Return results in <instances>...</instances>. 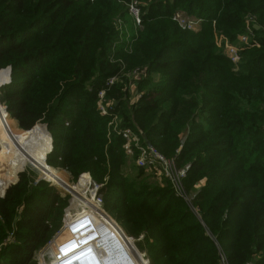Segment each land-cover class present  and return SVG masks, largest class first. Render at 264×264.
Wrapping results in <instances>:
<instances>
[{"label":"trees","instance_id":"obj_1","mask_svg":"<svg viewBox=\"0 0 264 264\" xmlns=\"http://www.w3.org/2000/svg\"><path fill=\"white\" fill-rule=\"evenodd\" d=\"M119 1L0 0V159L9 166V180L0 173V264H38L63 227L69 196L54 186L73 197L78 188L55 169L83 175L76 186L101 185L104 213L142 238L150 264H220L218 247L229 264H264V0H143L141 27L115 47L123 9L129 18ZM179 12L203 19L201 30L179 29ZM248 17L259 47L243 51L234 72L213 24L237 45ZM136 69L130 104L128 81L107 83ZM103 91L121 127L168 159L187 132L176 160L191 166L192 205L134 166L113 117L97 109ZM8 116L24 131L10 140ZM18 155L43 170L37 186L22 175L9 187L27 166Z\"/></svg>","mask_w":264,"mask_h":264},{"label":"built area","instance_id":"obj_2","mask_svg":"<svg viewBox=\"0 0 264 264\" xmlns=\"http://www.w3.org/2000/svg\"><path fill=\"white\" fill-rule=\"evenodd\" d=\"M95 0H90V2H94ZM125 7L127 13L130 17H132L134 24L137 28L141 27L143 21V0H125ZM173 22L181 29L182 31L188 32H197L199 28L202 26L204 20L200 18H193L188 16L179 15V13L174 14L172 18ZM255 21L252 17H248L245 20V34L240 36L238 39V44L234 45L230 43L227 37L222 34H219L214 27V43L218 50H220L232 63L233 71L237 72L240 69V65L242 63V52L248 48L259 47L257 41L254 39V28ZM116 78L110 79L107 83L108 86H113L116 83ZM106 92H100L98 94V102L97 109L102 117H113L114 105L106 104ZM116 116L113 117L110 126H114V133L124 140L123 150L125 154L132 158L137 156V165L141 168H160L162 175L171 183L173 190L177 197L182 198L184 201L189 202L186 198V194L184 190V180L186 177V172L191 167L188 165L185 170L179 171L176 167V158L168 159L163 156L157 149L152 146L148 147L145 144H142L138 136L135 132L130 128L118 129V125L116 124ZM9 123L7 127H9ZM179 152V150H178ZM61 178V182H65L64 178L59 175ZM66 183V182H65ZM67 184V183H66ZM54 186V185H52ZM59 186V185H57ZM9 189V188H8ZM7 189V190H8ZM6 190V191H7ZM3 197V195H2ZM83 206L86 207L82 211L83 214L79 213L65 220L63 227L67 230V238L62 240L55 246L54 249V262L53 264H75V259H81L83 262L87 264H92L88 259H92L97 264H110L111 255H109L108 250H106L107 256L102 255V250L99 249L98 241H94L91 239L98 238L97 231L94 225V217L96 213L88 208L85 203ZM94 216H92V214ZM109 219V218H108ZM110 220V219H109ZM114 225L117 226V230L119 232H123L122 229L118 226L117 223L110 220ZM87 237L93 242L92 245H89L87 241ZM112 238L113 235L111 234ZM107 238L106 241H112L111 238ZM125 240L127 238L124 235ZM81 247L84 249L83 258L72 257L62 259V256L66 253L67 250L72 247ZM220 264H229L226 255L222 252V250L218 247ZM87 252H89V258L87 259ZM91 254V255H90ZM137 259V258H136ZM145 259V256H144ZM146 264H150L149 259H145ZM132 264V263H131Z\"/></svg>","mask_w":264,"mask_h":264},{"label":"rangeland","instance_id":"obj_3","mask_svg":"<svg viewBox=\"0 0 264 264\" xmlns=\"http://www.w3.org/2000/svg\"><path fill=\"white\" fill-rule=\"evenodd\" d=\"M119 2L122 3L125 6V3H124L125 0H121ZM123 12H124V15H122V17H121L122 20H119L117 22V36H118L117 39H118V41H116L115 47L121 46L124 43L126 44L127 43V39L129 37H131L135 33V31H137V27L135 26L132 17H130L129 14H128V16H129V18H130V20L132 22V23H130L129 18L125 15V10L124 9H123ZM179 15L186 16L185 14H182L180 12H179ZM172 18H173V16H172ZM172 18H171V20H172ZM172 22H173V20H172ZM130 24H132L131 27H130ZM201 28H202V26L199 28V30H201ZM124 72L125 71H123L122 76L120 75L119 77H116V79H115L116 83L115 84H117V83L121 84L122 83V82H120L121 79L123 81H128V82H124L122 84L127 83L128 86H130V88H129V90H130L129 91V97H130L129 103L131 104V103H134L135 101H137V99L139 97L137 95V93H136V86H135V82H137L138 79H139L138 78V72H137V69L133 70L131 72H125V73ZM9 77H11V74L9 75ZM106 101H109V100H106ZM106 104H111V103L106 102ZM0 108L6 111V109L4 107H2L1 105H0ZM0 118H1V116H0ZM0 121H5V119H2V120L0 119ZM8 122H9L10 126L9 127L6 126L7 128H6L5 132H6V135H7L9 140H10V137L12 136V133H13L12 131L13 130L16 131V132L24 133V131L17 129L15 121L12 120L9 116H8ZM116 124L118 125V129H124V128L121 127V124L123 125V123L118 117L116 118ZM110 129H111V132H113L114 131V126L110 127ZM3 135H4V133H3ZM184 136L182 138L181 147L185 144V139L187 137V132L184 134ZM138 138L140 139L142 144H145L147 142V141H145V143H144L139 136H138ZM1 139H2V137H1ZM24 143H27V142L25 141ZM181 147H180V149H178L179 152H178V150L176 151V157L180 153ZM18 156H21V157L25 158L27 166L24 168V170L20 171L17 174V176H16L17 177V181L14 182V183H11L9 185V187L14 185L15 183H18V182L22 181L23 180V179H21L22 175H24L25 179H27V180H30V181H31V179L34 180L35 181L34 182L35 183L34 186H37L39 180L45 178V176L42 173L43 170L39 169V164H38V169L35 166H33V165H30V164L28 165L27 158L24 155H18ZM176 157H174V158H176ZM16 159H18V158H16ZM134 163H135V165H134L135 167L141 168L140 166L137 165V157H136V159H134ZM46 164H47V162H46ZM1 165H2V170H1L0 173H1L2 179L9 180V178L7 176V173H8V170H9L8 169L9 166L7 165V162L6 163L2 162L1 159H0V166ZM187 166H188V164L185 165V166H182V168L178 167L177 161H176V167H177V169L179 171L185 170V168ZM47 167H50V166L47 164ZM50 168H52V167H50ZM142 169H143L144 173H146V175H148L150 177V181L157 185V189L166 190V189L170 188V189H172V191H174L171 183L162 175L160 168L156 167V168H152V169H150V168H147V169L142 168ZM55 171H57L58 174L61 175L65 179L64 181L70 187H76V188L81 187L80 184L77 185L78 187L76 186V184H77L78 180L83 175L80 176L77 181H74L71 178V176L69 174H67L65 171H63V170L60 171V170H56V169H55ZM88 176L90 177V175H88ZM46 182H48V181H46ZM48 183H50V182H48ZM50 184L52 185V183H50ZM86 184H87L86 186H88L89 190L91 191V192L88 191V193H93V197H92V204L93 205H92V208H93V211L96 213V215H95V219H96L95 229L97 231L98 236L101 239L100 242H99V248L102 249L105 253H106V250H108V252H114L115 251L116 254H117V258H116L115 262L113 263L110 260V264H131V263L132 264H146V260L145 259H148V258L145 256V254H143L142 252L139 251L140 250V245H141V242H142V238L134 239V238L128 237L124 232H122V234L125 235L127 240H125L124 236H119L117 234V232H116V229L112 226V224L106 218V216L109 218V216H108L109 213L107 212L106 203H105V205L103 204L104 207H103V205H102V207H99L98 204L93 200V198H94L96 193H97V197L98 196L101 197V195L99 194L101 185L98 184L99 189L97 188V190H96L94 188V185H93L92 181L90 182V184H88V183H86ZM62 185H63V182H62ZM203 185L204 184H202V183L199 184V186H197V188H196V191H199L200 187L203 186ZM54 187H56L55 190L58 191L63 198H66L67 195L69 196L68 197L69 204H68V207L65 210V214H64V218H63V224H64L65 220H67L70 217H73L74 215L78 214L79 211L82 212L84 210V208H86V207L83 206V203H84L83 199L81 200V202H79L78 206H73V199H74L73 194L71 192L66 191L65 189H63L62 186L61 187L60 186H54ZM184 190H185V193H183V195L186 194V198L189 201V202H186V203L188 205H192L193 199L195 198V195L197 194V192L196 193H192V192L188 193L187 189L185 188V184H184ZM2 195L4 196V194H2ZM2 195L0 194V197H2ZM74 196H75V194H74ZM87 201H89V200H87ZM74 203H75V201H74ZM87 207L90 208L89 206H87ZM104 212L107 213L108 215L105 214ZM105 223H106V226H105ZM118 225H119V223H118ZM120 227H122V226H120ZM122 229H124V228L122 227ZM111 234L113 235L112 238L110 237ZM109 237L112 239V241H110V242L106 241V239L109 238ZM65 238H67V230L64 227H62L56 233V236L51 241V243H49L46 246V248L43 251H41L42 253H40L38 255V259H39L38 264H52L53 263L52 261H54V254H53L54 248H55V246L58 243H60ZM124 246H126V249L123 248ZM135 247H137V248H135ZM71 252L67 253V255L65 254L64 256L65 257L66 256L69 257L71 255ZM104 255H105V257L107 256V254H104ZM144 256H145V259H144Z\"/></svg>","mask_w":264,"mask_h":264},{"label":"bare ground","instance_id":"obj_4","mask_svg":"<svg viewBox=\"0 0 264 264\" xmlns=\"http://www.w3.org/2000/svg\"><path fill=\"white\" fill-rule=\"evenodd\" d=\"M2 112H4V110L2 111ZM49 182V181H48ZM92 183H93V185H94V188L97 190V188L99 189V187H98V185L95 183V182H93L92 181ZM82 185H83V183L81 184V187H79L78 188V190H76L75 191V196H74V199H73V206H78L79 205V202H81V200L83 199V201H84V203L87 205V206H89L90 207V209H92L93 210V208H92V197H93V193H88V191H90L89 190V187L88 186H83L82 187ZM91 192V191H90ZM89 194V195H88ZM97 198V199H96ZM96 199V200H95ZM87 200H89V201H87ZM93 200L98 204V206L99 207H102V205H103V199H102V197H100V196H98L97 197V193L95 194V196H94V198H93ZM74 201H75V203H74ZM78 211V210H77ZM79 214L80 215H82L83 214V212H80L79 211ZM92 214V213H91ZM92 216H94V214H92ZM95 223H96V219H95V217H94V225H95ZM105 226H106V223H105ZM87 239H89L88 237H87ZM91 240H93V242L94 241H98V244H99V242H100V237L98 236V238L96 239V237L94 238V239H91ZM90 239L87 241V243L89 244V245H92L93 244V242L91 241ZM123 248H125L126 249V246H124ZM55 249V248H54ZM100 249V248H99ZM72 252H71V251ZM100 250H102V249H100ZM52 251V250H51ZM83 251H84V249L83 248H81V247H72L71 249H69V250H67L66 251V255H67V253H69V252H71V255L69 256V257H65L64 255L62 256V259L61 260H63V259H66V258H72V257H79V258H83V260H85V258L83 257ZM88 254H87V259L89 258V252H87ZM53 254H54V252H53ZM105 254V252L102 250V255H101V257H103V255ZM109 255H111V258H110V260L114 263L115 262V260H116V258H117V254H116V252L114 251V252H109L108 253ZM91 255V254H90ZM92 264H97L96 262H94L91 258L90 259H88ZM52 262H54V261H52ZM53 264V263H52ZM57 264V263H56ZM75 264H83L82 263V260L81 259H78V258H76L75 259Z\"/></svg>","mask_w":264,"mask_h":264},{"label":"water","instance_id":"obj_5","mask_svg":"<svg viewBox=\"0 0 264 264\" xmlns=\"http://www.w3.org/2000/svg\"><path fill=\"white\" fill-rule=\"evenodd\" d=\"M255 28H256L257 30H259L260 27H259L258 25H255ZM6 70H7V69H6ZM8 70H9V75H10V74H11V68H8ZM9 82H10V80H9ZM9 82H8V83H9ZM8 83H7V84H8ZM1 87H2V86H1ZM1 87H0V88H1ZM147 146L150 147L151 145H150L149 143H147ZM15 184H17V183H15ZM5 193H6V192H5ZM5 193H4V195H5ZM3 197H4V196H3Z\"/></svg>","mask_w":264,"mask_h":264},{"label":"clouds","instance_id":"obj_6","mask_svg":"<svg viewBox=\"0 0 264 264\" xmlns=\"http://www.w3.org/2000/svg\"><path fill=\"white\" fill-rule=\"evenodd\" d=\"M82 263H83V264H87V263H85V262H83V261H82Z\"/></svg>","mask_w":264,"mask_h":264}]
</instances>
